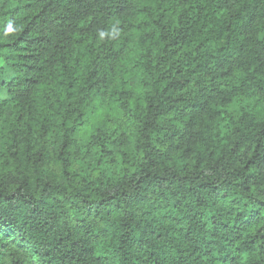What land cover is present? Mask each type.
<instances>
[{"label": "trees", "instance_id": "1", "mask_svg": "<svg viewBox=\"0 0 264 264\" xmlns=\"http://www.w3.org/2000/svg\"><path fill=\"white\" fill-rule=\"evenodd\" d=\"M0 253L264 264V0H0Z\"/></svg>", "mask_w": 264, "mask_h": 264}, {"label": "rangeland", "instance_id": "2", "mask_svg": "<svg viewBox=\"0 0 264 264\" xmlns=\"http://www.w3.org/2000/svg\"><path fill=\"white\" fill-rule=\"evenodd\" d=\"M91 112H95V115H96V112L98 113L96 108H94ZM94 116H90V118L92 119V118H94ZM87 129H89V128H87ZM83 137H84V131L83 130L78 131L76 134V138L79 141V143H81V144L84 143V141L82 140ZM0 264H7V259L2 255V253H0Z\"/></svg>", "mask_w": 264, "mask_h": 264}]
</instances>
